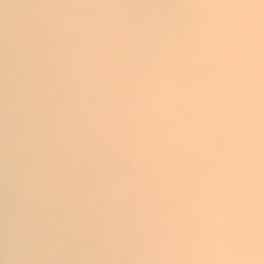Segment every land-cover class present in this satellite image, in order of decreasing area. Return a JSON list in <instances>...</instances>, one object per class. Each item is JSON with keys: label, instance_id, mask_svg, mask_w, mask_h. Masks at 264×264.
<instances>
[{"label": "clouds", "instance_id": "1", "mask_svg": "<svg viewBox=\"0 0 264 264\" xmlns=\"http://www.w3.org/2000/svg\"><path fill=\"white\" fill-rule=\"evenodd\" d=\"M0 264H264V0H0Z\"/></svg>", "mask_w": 264, "mask_h": 264}]
</instances>
